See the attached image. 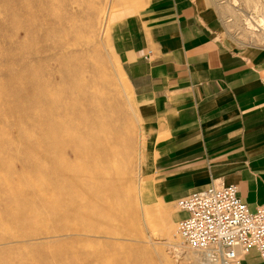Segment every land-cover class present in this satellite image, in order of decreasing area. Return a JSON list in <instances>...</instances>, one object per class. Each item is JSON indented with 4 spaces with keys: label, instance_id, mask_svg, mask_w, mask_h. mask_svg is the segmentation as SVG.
I'll return each mask as SVG.
<instances>
[{
    "label": "rangeland",
    "instance_id": "obj_1",
    "mask_svg": "<svg viewBox=\"0 0 264 264\" xmlns=\"http://www.w3.org/2000/svg\"><path fill=\"white\" fill-rule=\"evenodd\" d=\"M134 1L0 0V264H200L176 202L156 200L151 125L109 45ZM209 1L232 50L264 48V0Z\"/></svg>",
    "mask_w": 264,
    "mask_h": 264
},
{
    "label": "crops",
    "instance_id": "obj_2",
    "mask_svg": "<svg viewBox=\"0 0 264 264\" xmlns=\"http://www.w3.org/2000/svg\"><path fill=\"white\" fill-rule=\"evenodd\" d=\"M125 10L109 45L151 125L156 200L234 184L250 210L264 206V48L232 50L209 0H136ZM237 264L264 263L252 248Z\"/></svg>",
    "mask_w": 264,
    "mask_h": 264
},
{
    "label": "built area",
    "instance_id": "obj_3",
    "mask_svg": "<svg viewBox=\"0 0 264 264\" xmlns=\"http://www.w3.org/2000/svg\"><path fill=\"white\" fill-rule=\"evenodd\" d=\"M176 233L205 264H237L254 248L264 263V206L250 210L234 184L209 185L176 201Z\"/></svg>",
    "mask_w": 264,
    "mask_h": 264
},
{
    "label": "bare ground",
    "instance_id": "obj_4",
    "mask_svg": "<svg viewBox=\"0 0 264 264\" xmlns=\"http://www.w3.org/2000/svg\"><path fill=\"white\" fill-rule=\"evenodd\" d=\"M25 14V13H24ZM36 74V73H35ZM49 92V91H48ZM49 94H51V93H49ZM60 107V106H59ZM57 111H58V109H57ZM37 112V111H36ZM68 116V115H67ZM66 116V117H67ZM72 116V115H71ZM62 117H64V116H62ZM58 120V119H57ZM60 121V120H59ZM20 123V122H19ZM38 125V124H37ZM61 127H62V125H60ZM58 129V128H57ZM86 135V134H85ZM33 136V135H32ZM63 136V135H62ZM99 136V135H98ZM35 137H36V135H35ZM56 137V136H55ZM36 138H38V137H36ZM45 138H46V136H45ZM95 138V137H94ZM47 139H49V137L47 138ZM96 139V138H95ZM13 140V139H12ZM34 140V139H33ZM37 140H39V138L37 139ZM36 139H35V142L37 141ZM49 140H51V139H49ZM53 140V139H52ZM102 140V139H101ZM20 141V140H19ZM56 141V140H55ZM80 141H81V139H80ZM6 142H7V140H6ZM39 142V141H38ZM21 143V142H20ZM102 143H103V141H102ZM107 143V142H106ZM34 144H36V143H34ZM41 144V143H40ZM74 144V143H73ZM99 144V143H98ZM97 144V145H98ZM101 144V143H100ZM100 144H99V147H100ZM49 145V144H48ZM68 144H66V146H67ZM103 145V144H102ZM19 146V145H18ZM95 146V145H94ZM108 146V145H107ZM34 147H35V145H34ZM38 147V146H37ZM42 147V146H41ZM98 147V146H97ZM98 147V148H99ZM43 148V147H42ZM61 148H63V146L61 147ZM77 148V147H76ZM101 148V147H100ZM78 149V148H77ZM93 150H94V148H92ZM46 149L44 148L43 149V152L45 151ZM75 151V150H74ZM97 151V150H96ZM47 152V151H46ZM46 152H44V153H46ZM60 152H63L62 150L60 151ZM94 152H95V150H94ZM96 153H98V152H95V154ZM62 154H65V153H62ZM89 154H91V152L90 151H88L87 149H86V155H89ZM72 155H73V153H72ZM75 155V154H74ZM73 155V156H74ZM84 155V154H83ZM97 155V154H96ZM96 155H94V156H96ZM100 155V154H99ZM45 156V155H44ZM47 156H48V158L49 159H51V160H53L52 158H54V155H53V149L51 148L50 149V151L48 152V154H47ZM76 157V156H75ZM82 157H84V156H82ZM98 157V156H97ZM100 157H102V156H99V158ZM44 158H46V156L44 157ZM69 158V157H68ZM77 158V157H76ZM75 158V159H76ZM84 158H86V157H84ZM98 158V159H99ZM108 157H106V159H107ZM60 159H61V162H63L64 163V161H65V157H60ZM72 159H74V157L72 158ZM78 159H80L79 157H78ZM35 160V159H34ZM100 160V159H99ZM38 160H36V163H39V162H41V161H39V162H37ZM81 161V160H80ZM101 161V160H100ZM34 162V161H33ZM85 162V161H84ZM42 163V162H41ZM113 163V162H112ZM30 164V163H29ZM34 164V163H33ZM43 164H45V163H43ZM67 164V163H66ZM68 164H70L69 162H68ZM88 164V163H87ZM95 164V163H94ZM64 165H65V163H64ZM77 165V164H76ZM89 165V164H88ZM45 166V165H44ZM74 166H75V164H74ZM78 166V165H77ZM76 166V167H77ZM80 166H81V164H80ZM51 167V166H50ZM65 167V166H64ZM69 167H70V165H69ZM84 167V166H83ZM94 167H95V165H94ZM60 169H61V167H59ZM68 167L66 166L65 167V169L68 171L69 170V168L67 169ZM72 168H74V167H72ZM78 168V167H77ZM85 168V167H84ZM53 169V168H52ZM75 169V168H74ZM65 170V171H66ZM78 170V169H77ZM84 170H87L86 168L85 169H83V171ZM79 171H80V169H79ZM52 172H54L55 173V171L53 170ZM73 172V171H72ZM57 173H55V175H56ZM69 174H71V173H69ZM75 174V173H74ZM78 175H80V174H78ZM84 175V174H83ZM89 175V174H88ZM62 176V175H61ZM76 176V175H75ZM81 176V175H80ZM87 176V175H86ZM113 176V175H112ZM127 176V175H126ZM81 177H83V176H81ZM89 178V177H88ZM91 178V177H90ZM125 178V177H124ZM122 179V182H120L119 181V179L117 178L115 181H116V184H117V186L119 187V189H121V190H119V191H115V189H113V190H111L112 192H110L109 190V192L111 193V197H115V198H117V197H119L118 195H119V193H120V191H121V193L123 192V189H124V187H127L126 186V184L128 183L125 179ZM132 178V177H131ZM79 179H80V177H79ZM82 179V178H81ZM80 179V180H81ZM78 181L80 184H81V182L82 181ZM91 180V179H90ZM89 180V181H90ZM73 182V181H72ZM78 182H77V184H78ZM97 182V181H96ZM96 182H94L95 184H96ZM111 182H113V181H111ZM127 182V183H126ZM74 183H75V181H74ZM85 183H87V182H85ZM104 183V181L101 183V184H103ZM51 184V183H50ZM76 184V185H77ZM84 184V183H83ZM52 185V184H51ZM55 185V184H54ZM75 185V186H76ZM103 185H105V184H103ZM80 186V185H79ZM59 187V186H58ZM68 187V186H67ZM70 187V186H69ZM69 187H68V189H69ZM72 188H73V186H71ZM77 187H78V185H77ZM108 187H109V185H108ZM111 187V186H110ZM109 187V188H110ZM54 188V187H53ZM71 188V191L73 190ZM75 188V187H74ZM57 189V188H56ZM55 190V189H54ZM76 191H77V189H75ZM80 190H81V188H80ZM83 190V189H82ZM82 190H81V192H82ZM51 191V190H50ZM69 193L71 194V195H74V194H72V193H74V192H70L69 191ZM124 194V193H123ZM69 196V195H68ZM77 197H78V195H77ZM81 197V196H80ZM82 198V197H81ZM126 199L128 198L127 197V195H126V197H125ZM111 199H113V198H111ZM66 202L67 201H69L70 203H78L79 202V200H78V198H76V197H74V196H72V197H67L66 199ZM81 204V203H80ZM80 204H77V206L78 205H80ZM113 205H114V203H113ZM112 204L108 207V209H106V210H104V208H103V211L102 212H99L98 214H100V215H103V217H106V216H108V215H111V214H113V213H115L116 211H119V210H122L119 206H113ZM76 206V205H75ZM129 208L131 209V206H129ZM119 209V210H118ZM99 216V215H98ZM91 227H92V225H91ZM88 231H89V229H88ZM116 258H114V260H115ZM104 261V260H103ZM109 261V260H108ZM126 262V261H125ZM104 264H105V262H103ZM109 263H111V262H109ZM128 263V262H127ZM126 263V264H127Z\"/></svg>",
    "mask_w": 264,
    "mask_h": 264
}]
</instances>
